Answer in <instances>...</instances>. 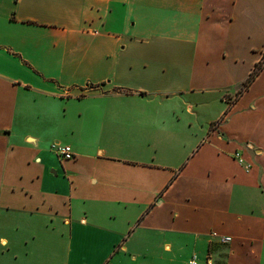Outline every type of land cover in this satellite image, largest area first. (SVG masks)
<instances>
[{"label": "crops", "instance_id": "0c3cea01", "mask_svg": "<svg viewBox=\"0 0 264 264\" xmlns=\"http://www.w3.org/2000/svg\"><path fill=\"white\" fill-rule=\"evenodd\" d=\"M263 57L264 0H0V264H264Z\"/></svg>", "mask_w": 264, "mask_h": 264}, {"label": "built area", "instance_id": "2783aa9c", "mask_svg": "<svg viewBox=\"0 0 264 264\" xmlns=\"http://www.w3.org/2000/svg\"><path fill=\"white\" fill-rule=\"evenodd\" d=\"M53 147L62 159H71L75 156V153L70 145L56 143L53 145ZM234 156L237 157L240 160V162H243L239 152H235ZM230 240H231L230 236H222L220 238V241L223 243L229 242ZM187 264H197V261L195 258H192L191 260L188 261Z\"/></svg>", "mask_w": 264, "mask_h": 264}, {"label": "rangeland", "instance_id": "374dc122", "mask_svg": "<svg viewBox=\"0 0 264 264\" xmlns=\"http://www.w3.org/2000/svg\"><path fill=\"white\" fill-rule=\"evenodd\" d=\"M5 66L7 67L8 71L14 76H20L24 79H29L24 70L25 68H29V65L28 63H22L18 56L11 57L7 55Z\"/></svg>", "mask_w": 264, "mask_h": 264}, {"label": "trees", "instance_id": "16d2710c", "mask_svg": "<svg viewBox=\"0 0 264 264\" xmlns=\"http://www.w3.org/2000/svg\"><path fill=\"white\" fill-rule=\"evenodd\" d=\"M264 68V57L262 58V60L260 62H258L254 68V70L252 71V73L250 74V76L248 77V79L246 80V82H244L243 86H247L249 85V83L259 74V72Z\"/></svg>", "mask_w": 264, "mask_h": 264}]
</instances>
